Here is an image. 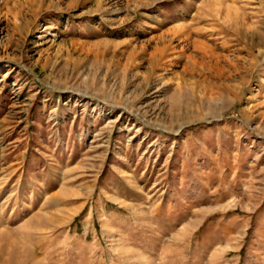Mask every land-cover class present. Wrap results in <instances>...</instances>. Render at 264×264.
<instances>
[{
    "label": "rangeland",
    "instance_id": "1",
    "mask_svg": "<svg viewBox=\"0 0 264 264\" xmlns=\"http://www.w3.org/2000/svg\"><path fill=\"white\" fill-rule=\"evenodd\" d=\"M264 264V0H0V264Z\"/></svg>",
    "mask_w": 264,
    "mask_h": 264
},
{
    "label": "bare ground",
    "instance_id": "2",
    "mask_svg": "<svg viewBox=\"0 0 264 264\" xmlns=\"http://www.w3.org/2000/svg\"><path fill=\"white\" fill-rule=\"evenodd\" d=\"M14 260V259H13ZM15 262L11 261L12 263L11 264H16L18 263V261L14 260Z\"/></svg>",
    "mask_w": 264,
    "mask_h": 264
}]
</instances>
